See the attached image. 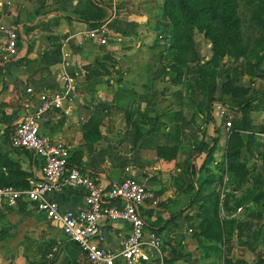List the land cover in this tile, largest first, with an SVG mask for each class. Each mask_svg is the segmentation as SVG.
Wrapping results in <instances>:
<instances>
[{
  "label": "rangeland",
  "instance_id": "rangeland-1",
  "mask_svg": "<svg viewBox=\"0 0 264 264\" xmlns=\"http://www.w3.org/2000/svg\"><path fill=\"white\" fill-rule=\"evenodd\" d=\"M103 1L108 26L87 31L103 27L106 43L84 35L63 64L62 43L54 41L53 62L77 73L78 83H95L86 87L97 95L83 132L88 154L108 156L110 165L116 158L120 172L140 164L158 206H187V236L155 233L160 252L143 264H264V77L255 68L264 54V0H235L238 46L216 45L218 23L190 26L166 0ZM244 100L248 131L234 104ZM216 102L227 108L224 118L213 116ZM56 230L31 204L0 215V264H66L63 242L50 238Z\"/></svg>",
  "mask_w": 264,
  "mask_h": 264
},
{
  "label": "crops",
  "instance_id": "crops-1",
  "mask_svg": "<svg viewBox=\"0 0 264 264\" xmlns=\"http://www.w3.org/2000/svg\"><path fill=\"white\" fill-rule=\"evenodd\" d=\"M103 2V0H0V25L14 27L18 33L17 56L7 62L9 66L5 67L0 74V186L19 188L26 183L28 186L31 179L41 178L39 159L31 152L13 149L10 145V136L14 126L37 105L36 94L39 91L61 87V75L64 69L67 70L63 64L70 59V53L65 51L86 43L84 35L88 37L87 30L94 23L88 24L82 22V19L98 17L104 12L100 11L99 7L106 8L104 13L108 16L107 7ZM105 23L103 25L108 26L109 20ZM66 27L71 28V33L74 30L68 38L64 31ZM66 39L72 40L73 46L69 47L68 43H64ZM54 41L62 43L63 64L53 62V52L57 46ZM93 41L96 43L95 40ZM3 44L4 39L0 33V54ZM84 59L85 57L78 56L73 60L84 62L82 61ZM74 61L72 63L69 61L72 66ZM5 64L6 62H2L0 58V67ZM79 78L77 77L75 81L72 103L60 111L46 114L40 122V133L62 142L71 152L69 158H76L79 154V159H75L78 167L90 173L104 185L117 183L127 178H134L145 185L152 193V198L147 200L141 209L147 225V233H156L161 238L162 234L165 235L172 229V239L177 241L183 238L189 231V226H185L182 218L187 214V206L171 204H166V207L158 206L153 190L142 179L140 164L135 169L128 168L127 171L120 172L117 168L119 166L116 165L118 162L116 158H112L113 165H110L108 156L103 158L104 156L99 152L88 154L84 148L83 132L88 128L85 123L94 116L96 109L92 107L91 99L97 95L93 94L91 89H86L95 85L92 82L93 79H86L83 81L84 84H80ZM28 89L32 92L29 93ZM120 177L122 179L118 180ZM52 199L58 202L61 211H76L84 207L81 189L64 190L54 194ZM21 207L1 211L0 215L12 213ZM183 211L184 215L180 214ZM39 215L44 217L42 214ZM103 227L106 246L113 251H118L123 239L129 233L128 225L115 221L105 223ZM58 229L59 231L51 233L50 238L58 237L57 239L63 242L62 260L66 264H82L81 260L86 259L85 255L76 245L67 241L61 229L59 227Z\"/></svg>",
  "mask_w": 264,
  "mask_h": 264
},
{
  "label": "built area",
  "instance_id": "built-area-1",
  "mask_svg": "<svg viewBox=\"0 0 264 264\" xmlns=\"http://www.w3.org/2000/svg\"><path fill=\"white\" fill-rule=\"evenodd\" d=\"M4 44L0 54L8 62L18 53L17 29L0 25ZM103 27L87 32L90 39L105 44ZM77 73L64 69L59 89H44L36 94L37 105L17 123L10 136L13 149L31 152L41 162V178L31 179L27 188L0 186V212L33 205L38 214L57 225L65 239L85 255L89 264H142L160 252V240L155 233H147L141 209L152 198L151 191L134 178L117 183L102 184L80 167L70 166L68 149L60 142L40 133V122L48 113L64 109L73 101ZM29 93L31 89L27 90ZM213 116L227 115V108L216 102ZM67 189H81L84 207L61 211L52 196ZM121 221L129 233L118 251L106 246L104 224Z\"/></svg>",
  "mask_w": 264,
  "mask_h": 264
},
{
  "label": "trees",
  "instance_id": "trees-1",
  "mask_svg": "<svg viewBox=\"0 0 264 264\" xmlns=\"http://www.w3.org/2000/svg\"><path fill=\"white\" fill-rule=\"evenodd\" d=\"M168 6L170 9V13L180 12L183 16H186L187 22L190 26H196L202 23H218L220 27L219 34L216 39H214V43L218 46H223L226 43L231 45L238 46L240 42V34H241V21L240 17L236 11L235 0H211L207 1L203 4L199 3L197 0H166L165 7ZM100 11L106 12V8L99 7ZM107 20L106 15H99L93 19L86 18L82 19V22L85 23H104ZM179 37L176 40L177 48L179 47ZM264 61V54L258 58L256 61V74L264 77V71L260 69V64ZM9 62V61H8ZM9 63L6 62L5 65L0 67V74H2L5 67L9 66ZM205 72L202 71V75ZM205 79V76H203ZM204 82L202 81L201 87L204 86ZM196 84L199 85V82L196 81ZM262 103V102H260ZM241 114L242 121V129L243 131H248L250 119L249 113L251 110V104L249 100L239 101L238 103H234ZM90 129L88 132H90ZM89 133H86L85 138H88ZM78 156V157H77ZM79 159V154L75 157L69 158L68 162L70 166H79L76 164ZM19 188H27V183ZM178 259V255L174 257V260ZM236 264V263H232Z\"/></svg>",
  "mask_w": 264,
  "mask_h": 264
}]
</instances>
